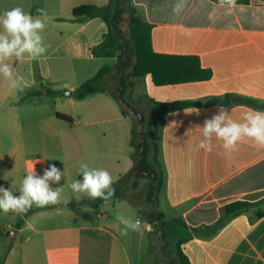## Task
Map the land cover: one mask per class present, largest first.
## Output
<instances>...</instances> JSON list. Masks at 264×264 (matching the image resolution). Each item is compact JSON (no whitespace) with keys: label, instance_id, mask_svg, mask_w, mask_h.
Here are the masks:
<instances>
[{"label":"crops","instance_id":"crops-1","mask_svg":"<svg viewBox=\"0 0 264 264\" xmlns=\"http://www.w3.org/2000/svg\"><path fill=\"white\" fill-rule=\"evenodd\" d=\"M42 2L46 16L32 13L34 0H0V15L19 6L44 20L41 35L48 45L40 57L6 61L14 75L24 77L23 91L12 89L0 76V186L19 195L29 171L42 176L54 164L63 177L51 186L61 188L62 198L70 201L33 205L28 216L0 212L9 228L2 232L0 227V264H175L178 247L191 264H264V148L244 138L228 151L215 137L211 151L198 147L205 119L220 107L241 123L249 112H264L236 102L243 97L264 105V0L231 8L212 0H185L178 14L173 7L179 0H131L140 18L153 25L155 52L197 56L212 72L205 81L165 86H156L151 75L131 78L133 87L126 95L143 116L139 131L148 132L147 123L155 118L150 100L233 97L229 106L196 105L167 113L151 129L164 174L153 207L147 198L148 179H137L133 172L130 115L106 92L82 100L73 95L104 65H114L118 51L100 47L108 32L102 18L80 21L72 11L81 5L106 6L109 0ZM26 90L40 94L22 99ZM57 113L70 116L72 123ZM81 164L109 171L115 184L110 201L94 205L87 196L76 201L70 184L82 179ZM138 180L143 185L146 180L147 186L136 219L157 209L163 224L151 220L141 232L121 235L123 226L116 217L138 211L132 199ZM235 201L260 203L216 231L224 208ZM167 227L176 251L168 248L166 239L172 238ZM12 229L17 232L11 243L7 234ZM164 249L172 252L170 258Z\"/></svg>","mask_w":264,"mask_h":264},{"label":"trees","instance_id":"trees-1","mask_svg":"<svg viewBox=\"0 0 264 264\" xmlns=\"http://www.w3.org/2000/svg\"><path fill=\"white\" fill-rule=\"evenodd\" d=\"M212 1L221 3V0ZM249 2L250 0H236V4H248ZM40 9H43L42 0H34L32 13H41ZM72 15L80 21L96 17L102 18L107 24L108 32L104 36L100 47L106 50L115 49L118 51V58L114 65H104L95 76L81 84L73 92L74 97L79 100L98 92H106L118 101L122 113L127 116L130 112L137 113L126 95L133 87L130 81L131 78L151 75L156 86H165L205 81L212 77L211 70L203 68L197 56L155 52L152 45L153 25L140 18L131 0H109L106 6L81 5L73 9ZM124 23H127V31L123 28ZM116 74H119V76ZM37 94H40V92L26 90L22 99ZM52 94L57 93L52 92ZM232 100L233 97L230 95L212 97L207 101L163 103L150 100L155 107L156 114L155 118L147 123L149 131H136L134 126L130 141L136 159L133 172L137 179H148L147 198L150 203H156V197L164 182V174L159 161V145L155 141L151 129L167 113L196 105L229 106L232 104ZM236 102L264 110V105L252 98L239 97ZM56 116L61 120L72 123L70 116L61 113H57ZM141 121L144 123L143 119ZM102 201L97 199L93 201V204L97 205ZM258 203L260 202L235 201L227 205L224 208V218L219 221L216 231L223 227L228 220L248 211ZM31 212V209L28 210L25 216H28ZM150 219L157 221L160 226L163 224V215L157 209L150 214ZM174 263L191 264L180 247L177 249Z\"/></svg>","mask_w":264,"mask_h":264},{"label":"clouds","instance_id":"clouds-1","mask_svg":"<svg viewBox=\"0 0 264 264\" xmlns=\"http://www.w3.org/2000/svg\"><path fill=\"white\" fill-rule=\"evenodd\" d=\"M184 3L185 0H179L174 5L173 12L178 14ZM221 3L230 8L236 6V0H221ZM39 11L46 16L43 9ZM45 26L44 20L25 13L19 6L0 15V27L3 29L0 31V76L12 89L23 91L25 80L21 75H14L12 64L6 61L12 58L22 60L25 55L34 59L45 54L48 45L44 43L41 35ZM184 111L191 113L187 109ZM243 120L241 123L228 118L226 110L220 107L210 119H205L202 127L204 139L198 147L211 151V140L215 137L223 142L222 147L228 151L235 150L237 143L244 138H249L257 146L264 148V112H249ZM80 175L82 179L74 180L70 184L76 201L87 196L92 200L108 202L115 195L113 178L106 169L90 168L87 164H81ZM62 177L63 172L52 164L44 169L42 176L34 169L29 171L21 181L19 195L0 186V212L5 215L10 212L19 215L26 213L33 205H67L70 200L62 198V189L51 186L53 183L58 184ZM116 219L123 226L121 235H127L129 231L141 232L148 227L147 222L140 219L133 220L124 215H117Z\"/></svg>","mask_w":264,"mask_h":264},{"label":"rangeland","instance_id":"rangeland-1","mask_svg":"<svg viewBox=\"0 0 264 264\" xmlns=\"http://www.w3.org/2000/svg\"><path fill=\"white\" fill-rule=\"evenodd\" d=\"M123 28H124L125 31H127V23H124L123 24ZM116 75L119 76V74H116ZM140 106H136V107H140ZM129 115H130L131 119L134 121V126L136 128V131H139V127L141 125V120L143 119L142 114L140 112H137V113H131L130 112ZM140 181L141 180H138L137 181L139 187L137 188L136 191H134V193L132 195V197H133L132 199H133L134 203L136 204V207L138 208V211L136 209H132L130 211V213L127 215V217H129V218H131L133 220H135L138 217V214L141 213V210H139V209L142 208L141 207V200H142V198H144L143 195L146 194L145 193V189H146V186H147V181L145 180V184L144 185ZM150 205L153 207V203H150ZM145 213H147V212H145ZM145 213H144V215H142L143 217L140 216L138 219H140L142 221H146V222H152L151 219H150V217L145 216L146 215ZM0 227H1V231L2 232H5V231L9 230V228L7 227V221L4 220L3 216H1V215H0ZM156 233H157V230H156ZM166 234H167L168 237H171L172 238L171 240L169 238L166 239V241L168 243V248H172L174 251H176L177 244L174 241V238L175 237L172 236L171 233L168 231V227L166 229ZM7 235L8 236H11V233L8 232ZM164 251H165V254L168 256V258H170L172 252L170 250H168V249H164Z\"/></svg>","mask_w":264,"mask_h":264},{"label":"water","instance_id":"water-1","mask_svg":"<svg viewBox=\"0 0 264 264\" xmlns=\"http://www.w3.org/2000/svg\"><path fill=\"white\" fill-rule=\"evenodd\" d=\"M67 94L71 95L72 93L71 92H67ZM16 232H17L16 229H12L11 230V243L15 240Z\"/></svg>","mask_w":264,"mask_h":264}]
</instances>
